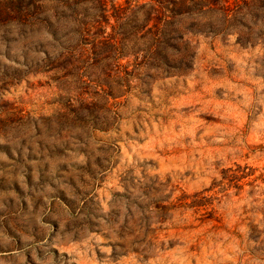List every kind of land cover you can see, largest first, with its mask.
<instances>
[{
	"label": "rangeland",
	"instance_id": "obj_1",
	"mask_svg": "<svg viewBox=\"0 0 264 264\" xmlns=\"http://www.w3.org/2000/svg\"><path fill=\"white\" fill-rule=\"evenodd\" d=\"M158 1L0 0V264H264V0Z\"/></svg>",
	"mask_w": 264,
	"mask_h": 264
},
{
	"label": "trees",
	"instance_id": "obj_2",
	"mask_svg": "<svg viewBox=\"0 0 264 264\" xmlns=\"http://www.w3.org/2000/svg\"><path fill=\"white\" fill-rule=\"evenodd\" d=\"M170 2L173 3V5L169 7L171 16L181 14L184 12L186 8H188L187 0H170ZM157 3L161 4L160 1L158 0H157ZM158 4L153 6L154 11L156 12L154 19H155V26L157 30L160 25V16L158 15V11H159V6H161V5L158 6Z\"/></svg>",
	"mask_w": 264,
	"mask_h": 264
}]
</instances>
